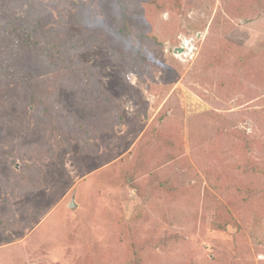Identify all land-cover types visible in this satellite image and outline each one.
I'll return each mask as SVG.
<instances>
[{"label":"rangeland","instance_id":"374dc122","mask_svg":"<svg viewBox=\"0 0 264 264\" xmlns=\"http://www.w3.org/2000/svg\"><path fill=\"white\" fill-rule=\"evenodd\" d=\"M155 1L0 0V264H264V0Z\"/></svg>","mask_w":264,"mask_h":264},{"label":"trees","instance_id":"16d2710c","mask_svg":"<svg viewBox=\"0 0 264 264\" xmlns=\"http://www.w3.org/2000/svg\"><path fill=\"white\" fill-rule=\"evenodd\" d=\"M144 1H151V2H157L155 0H136L137 3H142ZM40 22H36V24H33V26H30V28L28 26L25 27H20V26H15L12 28V32L14 33L15 37L18 39V42H20L24 48L25 45L30 49H33V47L37 48V44L38 42L41 43L44 40H47V37L45 38V35H47L46 31H44V27L39 24ZM20 27V28H19ZM26 43V44H25ZM52 56V54H51ZM13 73L11 70V67L8 64L2 63L0 62V78L3 77H12ZM137 189V193L140 194V186L137 184L136 186H134ZM161 189L166 190L167 192L170 190V187L167 186V184H162L160 185ZM218 229H223L222 225H218L217 226Z\"/></svg>","mask_w":264,"mask_h":264},{"label":"water","instance_id":"95a60500","mask_svg":"<svg viewBox=\"0 0 264 264\" xmlns=\"http://www.w3.org/2000/svg\"><path fill=\"white\" fill-rule=\"evenodd\" d=\"M183 51H184V48H183V47L176 49V52H177V53H182ZM75 206H76V204L73 202V203L71 204V207H75Z\"/></svg>","mask_w":264,"mask_h":264}]
</instances>
